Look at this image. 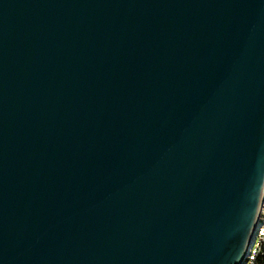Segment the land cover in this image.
Wrapping results in <instances>:
<instances>
[{"label":"water","instance_id":"95a60500","mask_svg":"<svg viewBox=\"0 0 264 264\" xmlns=\"http://www.w3.org/2000/svg\"><path fill=\"white\" fill-rule=\"evenodd\" d=\"M264 190V0H0V264H242Z\"/></svg>","mask_w":264,"mask_h":264},{"label":"built area","instance_id":"2783aa9c","mask_svg":"<svg viewBox=\"0 0 264 264\" xmlns=\"http://www.w3.org/2000/svg\"><path fill=\"white\" fill-rule=\"evenodd\" d=\"M242 264H264V190L256 221V230L251 235L250 246Z\"/></svg>","mask_w":264,"mask_h":264}]
</instances>
